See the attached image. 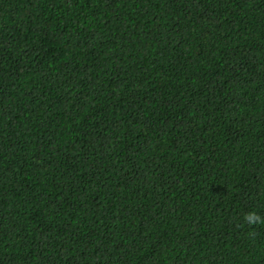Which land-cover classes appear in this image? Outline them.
Masks as SVG:
<instances>
[{
	"label": "trees",
	"instance_id": "16d2710c",
	"mask_svg": "<svg viewBox=\"0 0 264 264\" xmlns=\"http://www.w3.org/2000/svg\"><path fill=\"white\" fill-rule=\"evenodd\" d=\"M264 0H0V264H264Z\"/></svg>",
	"mask_w": 264,
	"mask_h": 264
},
{
	"label": "clouds",
	"instance_id": "9594fccd",
	"mask_svg": "<svg viewBox=\"0 0 264 264\" xmlns=\"http://www.w3.org/2000/svg\"><path fill=\"white\" fill-rule=\"evenodd\" d=\"M245 220L251 224H264V217H262L256 213L248 214L245 217Z\"/></svg>",
	"mask_w": 264,
	"mask_h": 264
}]
</instances>
